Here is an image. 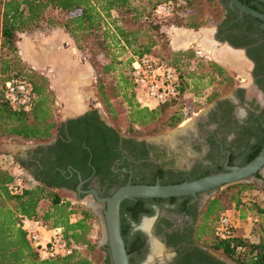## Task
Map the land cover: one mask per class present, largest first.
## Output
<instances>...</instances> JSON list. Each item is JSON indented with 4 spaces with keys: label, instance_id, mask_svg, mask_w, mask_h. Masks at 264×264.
I'll list each match as a JSON object with an SVG mask.
<instances>
[{
    "label": "trees",
    "instance_id": "16d2710c",
    "mask_svg": "<svg viewBox=\"0 0 264 264\" xmlns=\"http://www.w3.org/2000/svg\"><path fill=\"white\" fill-rule=\"evenodd\" d=\"M152 1L144 0L136 6L130 0H0V142L9 140L42 145L55 138L53 144L38 146L34 153L48 155L49 160L46 163L51 165L48 172L56 171L54 177L60 179L63 177L59 170H64L66 166L77 168L79 154H83L84 168L88 172L91 171L96 150L105 147L92 121L96 120L95 116L91 119L83 116L66 122V131L62 125H57L58 110L49 79L31 69L18 56L16 43L21 36L46 34L54 29H61L78 51H83L88 44L87 49L91 54H94L93 49L97 48L99 53L108 56V65L101 68L97 78L106 76L113 70L116 57L110 52L112 44L116 46L120 42L121 47L128 48L132 54L126 62V74L124 77L119 75V81L124 86L129 82L126 89L131 93V97L124 99L127 106L125 119L132 127L146 128L144 136L154 135L159 125V114L179 102L184 89L181 72L194 55L190 51H169V60L163 62L151 53V49L159 44L165 46L163 29H199L217 20L215 15L220 7L216 0ZM163 3L167 4L170 10L165 15H157L155 8ZM111 12L115 14L112 20ZM106 19L111 21L112 27L108 22L107 28ZM141 36L143 41H140ZM144 55L157 58L164 65L171 67L177 75L175 96L153 108L138 104L137 92L129 78L131 60ZM194 67L197 69L190 71L187 78L201 83V87H204V79L206 86L212 85L205 100L210 103L220 97L221 92L217 88H227L230 83L228 78L222 76L220 68L215 63L209 62L204 66L199 61ZM14 81H24L30 86L31 96L25 108L10 106L5 95L4 83ZM96 89L112 125L108 129L135 137L131 132L122 131L113 122L115 108L103 92L101 82H98ZM181 115V112H171L164 118L163 124L175 127L181 122ZM263 145L264 141L257 144L242 165L255 157ZM4 154L0 156L1 159L7 156ZM13 167V163L7 160L6 169H0V264H109L107 250L106 257L101 260V254H104L106 247H98L90 235L96 217L81 206L60 200L49 191L51 188L66 187L64 181H50L47 174L48 181L43 182L33 175L36 179L33 186L12 195L8 186L15 178L11 173ZM55 168L57 170H54ZM208 174L204 172L195 179ZM180 182L182 181L171 184ZM69 188L74 189V184ZM252 190L259 189L247 183L227 187L205 202L198 218V243L202 242L207 248L218 252L231 264H264V204L252 215L253 219H256L252 227L257 226L256 239L252 242L234 235L228 239H219L214 235L219 215L227 211L225 207L232 204L238 209L242 203L241 195ZM19 217L39 219L48 230L59 228L62 241L70 249V253L52 260H39L37 252L18 226ZM240 217L244 220L248 216L242 212ZM120 234L124 240L121 231ZM201 239L204 240L200 241ZM124 248L126 254L131 253L132 250L128 246L125 245Z\"/></svg>",
    "mask_w": 264,
    "mask_h": 264
},
{
    "label": "flooded vegetation",
    "instance_id": "af4514ba",
    "mask_svg": "<svg viewBox=\"0 0 264 264\" xmlns=\"http://www.w3.org/2000/svg\"><path fill=\"white\" fill-rule=\"evenodd\" d=\"M217 2L221 11L218 22L210 29L191 32L198 39L205 34L210 41L214 40L212 54L206 55H211L209 60L232 74L235 85L228 95L216 98L201 114L194 115L197 117L190 128L185 134L173 135L176 140L172 144L166 141L167 138L152 140L128 136L109 130L110 126L96 106H88L85 92H90V82L86 84L87 79H80L84 71H75L70 63L65 66L64 78L59 84L65 89L63 94H66V104H71L69 112L65 108L66 117L71 118V121L83 116L90 119L95 116L96 120L92 121L105 147L96 150L91 171L84 168L83 154H79L77 168L66 166L64 170L58 171L63 179L54 177L56 171L48 172L51 166L46 163L48 155L35 154L36 147H33L21 158V168L31 180L36 182L33 175L43 182L48 181V178L53 182L63 180L66 187L61 189L75 192L79 176L83 181L81 191L94 190L99 198H105L128 181L131 184L149 185L158 182L165 185L194 180L204 172H221L226 159L229 166L242 165L254 147L264 141V24L246 14L238 16L235 8L228 7L227 0ZM238 2L264 15V0ZM188 40L195 41L193 38ZM203 42L208 46L209 42ZM187 46L195 53L204 55L195 44ZM69 71L77 73L70 75ZM65 123H62L63 127ZM260 177V174H256L254 179ZM73 184L74 189L69 188ZM80 197L92 198L90 194ZM207 200L203 201L202 193H198L196 200L183 196L123 201L119 210L120 231L124 235V247L126 245L132 250L128 254L129 264L230 263L218 252L197 241L196 226L201 208ZM147 204L159 206L158 218L145 222L143 232L147 235L137 232L130 236L127 217L139 221L143 213L152 215L145 206ZM101 247H106V257L107 246L104 244Z\"/></svg>",
    "mask_w": 264,
    "mask_h": 264
},
{
    "label": "rangeland",
    "instance_id": "374dc122",
    "mask_svg": "<svg viewBox=\"0 0 264 264\" xmlns=\"http://www.w3.org/2000/svg\"><path fill=\"white\" fill-rule=\"evenodd\" d=\"M155 1L162 2L163 0H153L152 3H154ZM130 2L132 4L138 6L142 2H144V0H130ZM215 16H217V20L215 22H213L211 24L209 23V24H207V25H205L199 29L186 30V29L175 28V27L163 29V31L165 33V39H166L165 46L159 44V45L155 46V48L151 49V53L154 54L155 56L159 57L163 62H167V60H169V55H168L169 51H180V52L190 51L194 55V58L191 59L190 63L186 67H184L183 72H181V82H182V84H184L183 94H182L179 102H176L173 107L167 108L159 114V116H158V119H159L158 124L159 125H158L157 130H156L157 132H155L154 135L144 136V134H146V128L142 129V128H138L137 126L132 127L129 125V123L126 122V119H125V111L127 109V106H126V101L124 99H128L129 97H131L130 96L131 93H130L129 89H126V87L129 86V82L127 81V85L124 86L119 81V75L120 76L122 75L124 77L126 74V62H127V59L132 54L128 50V48L124 49L123 47H121L119 41H118L119 44H117L116 46L113 44H112V46H110V48H111L110 52L113 54V56L116 57L115 65L113 67L112 72H110L106 76L102 75V76H100V78H97V74H100V70L102 67H104V65H108L109 58L105 54L99 53L97 48L93 47L94 49H93L92 53H94V54H91L88 51V49H87L88 44H87V47H85V49L83 51H78L77 49H76V51H72L74 49L71 48V50H70L71 56L67 57V59H65V60L68 62L69 59H74L80 65L79 72L84 71L85 74H87L89 72L91 73V78L88 79V81L90 82V85L92 88L89 90L90 92H85V93H87V96L85 98L86 103L88 104L89 107L95 105L97 110L99 111V114L102 116V118L107 122V124L109 126H112L111 122H109V120H108V116L105 112L104 107L101 104L100 97H99V94H98L97 89H96L98 82H101V84L103 85V92L107 95V97H109L110 102L113 104V106L115 108V115L113 118V122L122 131L131 132L132 134L136 135L135 137H139V138L140 137H142V138H154V137H158V136H164L166 134L168 135L170 132H173L174 130H176L178 128H182L183 126L187 125L194 118V115H198L200 112L205 110L211 103V102L208 103L205 100V98H206L208 92L212 89V85L206 86V79H204V81H203L204 87H201L202 86L201 83L198 84L197 81H194V80L192 81L190 78H187V77H188V74H190V71L197 69V67L195 68L194 66H197L198 61L201 62L204 66L209 62L213 63V61L208 59V58H211V55H206V54H212V50L214 48V45L209 41L208 38L205 37V34H203L201 36V38L198 39L197 35H193L192 32H200L202 30L212 28L214 26V24H216V22H218V20L221 17L220 9H219V11H217ZM110 18H111V20L113 18H115V14L113 12H111ZM105 22L107 23V28H108V22L110 23L111 21H108V19H106ZM110 26L112 27L111 23H110ZM142 38L143 37L141 36L140 41H143ZM188 38L189 39L193 38L195 41L188 42V41H190V40H188ZM93 41L95 42V40H93ZM203 41L209 42L208 46H206ZM107 42H108V40H107ZM191 44H195L196 47L204 55L197 54L194 52L193 49H189V46H187V45H191ZM134 50H136V49H134ZM216 65L222 71V76L228 78V80H230V83H231V84L230 83L228 84L227 88H221V87L217 88L218 90H220L219 92H221L220 93L221 96H226L229 94L230 90L235 85V80L232 79V77H231L232 74L230 72L226 71V69L221 68L218 64H216ZM65 66H67V63H63V64L61 63V64H58V66L55 65L53 70H52V73H50V74H47L46 72L40 73V71H36V72L47 77L49 79V83H52V80L57 81V83H60L59 80L62 81V79L64 78L63 73L65 70ZM85 71H87V72H85ZM69 73H70V75H72V74L74 75L77 72L69 71ZM84 75L82 77H80V79L81 78L87 79V75H85V76ZM217 80H220V79H217ZM214 81H215V79H214ZM59 92H61V95H62L63 93H65V89L62 88V90H60ZM63 98L65 99L66 96ZM55 101H56V98H55ZM56 106H57V110H58L57 111V125L59 126L61 123V113L59 112L60 106L59 105H56ZM64 110H66V109H64ZM174 111L181 112V114H182L181 115V117H182L181 122L172 128L165 126L163 124L164 118L169 113L174 112ZM123 134H125V133H123ZM125 135H127V134H125ZM140 135H142V136H140ZM25 144H27V143H22L19 141H9V140L2 141V142H0V156L5 155L4 154V153H6L4 150L5 146H8L9 148H12L11 146H17L19 149H21V146H24ZM17 147H15V148H17ZM13 165H15V164H13ZM15 168H17V167H15ZM15 172H16V174H19L21 176L22 180L24 181V183L26 184L27 187L33 186L35 184V182H32L31 178L27 174L22 173L19 169H15ZM247 184H251L253 186H256L259 190H257V191L252 190L250 192L243 193L241 195L242 203L240 204L238 209H235L232 204H228V206H226L225 208L228 210L227 213L235 224L234 225L235 226L234 236L244 238V239L252 242L253 240L256 239L255 230L257 228V226L252 227V224H253L252 215H255V213L257 211L256 209L257 208L260 209L264 204V189H263L264 188V176L257 178V179H254L250 183H247ZM227 187H229V186H227ZM227 187H223V188L217 190L214 194L209 196L208 199L210 197L214 196L216 193H220V192L224 191ZM225 200L227 201V199H225ZM67 202H69L72 205L80 206V205L76 204L72 200V198L67 199ZM252 202H254V203H252ZM82 208L87 210L84 207H82ZM202 208H201V211H202ZM242 212L248 217H246V219H244V220L239 218L240 219L239 220L237 216L238 215L240 216V214ZM262 216L264 218V215H262ZM90 235H91V238L96 241L97 246L100 247L98 245V242L100 240V228L98 226L97 218L94 221V225H93V228H92ZM203 240L204 239H201L200 241H203ZM199 244L206 247V245H204L202 242H199ZM103 258H104V254L102 253L101 254V260ZM229 264H231V263H229Z\"/></svg>",
    "mask_w": 264,
    "mask_h": 264
},
{
    "label": "water",
    "instance_id": "95a60500",
    "mask_svg": "<svg viewBox=\"0 0 264 264\" xmlns=\"http://www.w3.org/2000/svg\"><path fill=\"white\" fill-rule=\"evenodd\" d=\"M230 9L235 8L238 16L242 14L249 15L256 18L264 24V15L245 7L237 0H227ZM214 40L212 39L211 42ZM203 112V111H202ZM200 112V114L202 113ZM199 115V114H198ZM197 117V116H195ZM195 117L190 121V124L178 128L168 135L151 138L152 140L166 139L175 134L190 128L191 123L194 122ZM71 118L65 117L62 123L69 121ZM64 131L66 128L64 127ZM55 142V138L46 144L29 143L25 144L24 148H33L37 146H49ZM260 174L264 176V145L259 149L255 157L247 163L240 166L227 165V159L224 161L221 172L211 173L203 177L183 181L176 184L162 185L155 182L151 185L146 184H131L129 181L117 187L108 197L99 198L94 190L87 192L81 191L80 187L83 183L80 177L77 176L78 185L75 192L63 189L69 192V199L86 208L92 215L97 218L98 226L100 228V240L98 245L101 247L104 244L108 249V256L110 264H129V255L126 254L124 243L120 234V205L123 201H133L136 199L153 200V199H168L178 198L183 196H190L192 200H196V194L202 193V200L208 199L217 190L237 183H250L254 180V176ZM208 193V194H207ZM82 194H90L92 198H81ZM105 255V254H104ZM105 257V256H104ZM229 264V263H228Z\"/></svg>",
    "mask_w": 264,
    "mask_h": 264
},
{
    "label": "built area",
    "instance_id": "2783aa9c",
    "mask_svg": "<svg viewBox=\"0 0 264 264\" xmlns=\"http://www.w3.org/2000/svg\"><path fill=\"white\" fill-rule=\"evenodd\" d=\"M169 10V6L163 3L155 8V13L165 15ZM129 78L137 92L136 101L143 107L153 108L164 104L171 100L177 92L175 71L151 55L131 60ZM3 88L10 106L14 108L27 106L31 96L28 83L24 81L6 82ZM17 168L21 171L20 167L17 166ZM14 176V181L9 184L8 190L10 194L17 195L29 186H26L19 174ZM227 212L228 210L219 215L214 230V235L219 239H228L234 235L235 224ZM255 221V218L252 219L253 223ZM18 226L31 247L37 252L39 260H52L70 253V249L62 241L59 228L48 230L39 219L26 217L18 218Z\"/></svg>",
    "mask_w": 264,
    "mask_h": 264
},
{
    "label": "crops",
    "instance_id": "0c3cea01",
    "mask_svg": "<svg viewBox=\"0 0 264 264\" xmlns=\"http://www.w3.org/2000/svg\"><path fill=\"white\" fill-rule=\"evenodd\" d=\"M16 47L20 59L31 69L40 71V73L46 72L47 74H50L52 73L54 66H58V64L61 63H67V65H70L71 63V65H73L75 68V71L79 72L80 65L78 62H76L74 59H69L68 62L65 60L67 57L71 56V48L74 49L72 51H76V48L74 47L70 38L61 29H54L46 34L39 33L30 36H21L19 41L16 43ZM86 75L87 84L89 83L88 79L91 78V73L89 72ZM59 81L61 82V80ZM59 84L60 83H57V81L52 80V83H50V89L54 92L56 105L60 106V125L63 126L62 120L67 116L64 109L66 108L69 112L71 104H66L67 100L66 98H63L66 96V94H62L63 96L61 95V92L59 91L62 90L63 87H60ZM11 147L12 148H9L8 146L4 147L7 156L2 159L0 158V163H3V165H0V169H6V162L9 160L15 164L11 169L12 175H16L15 169L18 168L15 167L17 166L20 167L21 171L26 174V172L21 168L23 167L21 158L24 157L25 154L31 150V148H24L23 146H21V149H19L17 146ZM49 191L57 195V197L63 201H67V199L70 197L69 192L64 191L61 188H51ZM237 217L238 219L241 218L239 215Z\"/></svg>",
    "mask_w": 264,
    "mask_h": 264
},
{
    "label": "clouds",
    "instance_id": "9594fccd",
    "mask_svg": "<svg viewBox=\"0 0 264 264\" xmlns=\"http://www.w3.org/2000/svg\"><path fill=\"white\" fill-rule=\"evenodd\" d=\"M241 111H243V109H241ZM145 206L151 210L152 215H149L148 213H143L141 214L139 221L133 220L131 216L127 217L129 225H130V233H129L130 236H134L137 232H142L143 234L147 235L146 232H143L145 222L149 220L155 221L158 218V212H159L158 205L147 204ZM153 227H154V224H153Z\"/></svg>",
    "mask_w": 264,
    "mask_h": 264
},
{
    "label": "bare ground",
    "instance_id": "6f19581e",
    "mask_svg": "<svg viewBox=\"0 0 264 264\" xmlns=\"http://www.w3.org/2000/svg\"><path fill=\"white\" fill-rule=\"evenodd\" d=\"M209 41H210V39H209ZM211 42V41H210ZM212 44H213V42H211ZM216 44V43H215ZM202 45V44H201ZM202 47V46H201ZM186 133V131H184V132H182L181 134H185ZM175 137H173V136H171V137H168L167 138V140L166 141H168V143L169 144H172V143H174L175 142Z\"/></svg>",
    "mask_w": 264,
    "mask_h": 264
}]
</instances>
